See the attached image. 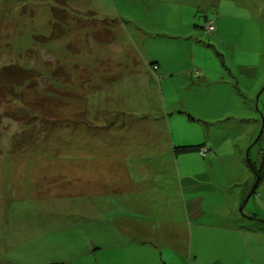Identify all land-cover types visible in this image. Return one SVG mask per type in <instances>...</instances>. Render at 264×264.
I'll return each instance as SVG.
<instances>
[{
    "label": "rangeland",
    "instance_id": "obj_1",
    "mask_svg": "<svg viewBox=\"0 0 264 264\" xmlns=\"http://www.w3.org/2000/svg\"><path fill=\"white\" fill-rule=\"evenodd\" d=\"M13 65L0 264H165L180 223V264H264V0H0Z\"/></svg>",
    "mask_w": 264,
    "mask_h": 264
},
{
    "label": "crops",
    "instance_id": "obj_2",
    "mask_svg": "<svg viewBox=\"0 0 264 264\" xmlns=\"http://www.w3.org/2000/svg\"><path fill=\"white\" fill-rule=\"evenodd\" d=\"M208 149V148H206ZM199 151V150H198ZM209 151V149H208ZM117 173V177H115V182H114V187H115V190L117 192L122 193V192H131L130 188L128 187H124L126 185V181H128L130 178H131V174H129V172H125V168L122 169V171H120V174H119V171L117 170L116 171ZM119 174V176H118ZM119 182V183H118ZM116 185V186H115ZM142 204V203H141ZM236 206V203L233 202L232 203H229L228 204V216H229V220H228V224H227V229L229 230H234V227H233V222L236 220V217L235 215H233V211H234V208ZM227 211V212H228ZM133 214L137 217L139 215H141V217L144 219L145 215H144V212H143V209H139V210H132ZM149 216V215H148ZM195 217V216H194ZM148 219V218H147ZM117 221H119V224L121 227H123L124 225V232L132 237L131 235H134L135 237H139L141 236V238H153V239H149V240H154L155 244H159L157 241H159V239H161V234H162V229L161 230H158L156 229V232H153V234H150V229H152V226H148L149 228H145L143 225H139L137 223H134V222H129L131 219H129L128 217H126V219L122 220V219H116ZM149 220V219H148ZM131 221H134V220H131ZM238 221H240V224H238V231L239 233H241V218L239 217L238 218ZM122 222V223H121ZM135 222H138V221H135ZM123 224V225H122ZM197 224V222H196ZM123 231V229H121ZM173 232L171 235H173L176 239H171L169 241H164L162 242L163 245L165 244V246H167V251H168V258L164 261L163 257L160 256L162 262H164L165 264H168V263H171V260L172 259H176V264H180L179 262V257L180 255L182 256L183 255V251H184V248L182 247L181 243H182V240H186V237H187V228H186V224L183 225V223H180L178 226H175L173 228ZM121 231L122 234H124L123 232ZM125 235V234H124ZM191 236H192V233H191ZM146 240V239H145ZM144 241V239H143ZM131 242H128V246L130 245ZM161 255L163 253V249H161L160 251ZM168 262V263H167ZM237 262V263H236ZM240 261H235L234 263L238 264ZM174 264V263H172ZM229 264V263H228Z\"/></svg>",
    "mask_w": 264,
    "mask_h": 264
},
{
    "label": "trees",
    "instance_id": "obj_3",
    "mask_svg": "<svg viewBox=\"0 0 264 264\" xmlns=\"http://www.w3.org/2000/svg\"><path fill=\"white\" fill-rule=\"evenodd\" d=\"M207 24H212V23L208 22ZM213 30H214V26H213ZM53 37L54 36L51 35L49 39ZM42 39L46 40L45 38ZM152 68L155 69L156 66L152 64ZM31 77L32 74L27 70L19 69L14 65L8 66L0 70V87L7 86L8 84H21L22 82H26L27 80H29ZM179 149H181V151L187 152L190 150H199V146H186V147H180Z\"/></svg>",
    "mask_w": 264,
    "mask_h": 264
},
{
    "label": "built area",
    "instance_id": "obj_4",
    "mask_svg": "<svg viewBox=\"0 0 264 264\" xmlns=\"http://www.w3.org/2000/svg\"><path fill=\"white\" fill-rule=\"evenodd\" d=\"M207 29H208V31H212L213 30V25L212 24H208L207 25ZM207 152H208V149H206L205 147L200 149V154L202 156H204Z\"/></svg>",
    "mask_w": 264,
    "mask_h": 264
},
{
    "label": "clouds",
    "instance_id": "obj_5",
    "mask_svg": "<svg viewBox=\"0 0 264 264\" xmlns=\"http://www.w3.org/2000/svg\"><path fill=\"white\" fill-rule=\"evenodd\" d=\"M204 148V147H203ZM201 149V148H200ZM199 152H200V150H199Z\"/></svg>",
    "mask_w": 264,
    "mask_h": 264
}]
</instances>
